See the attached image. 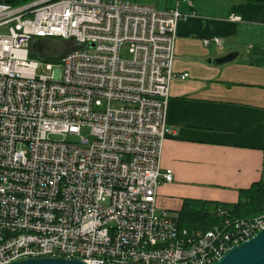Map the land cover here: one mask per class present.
<instances>
[{
	"label": "built area",
	"instance_id": "2783aa9c",
	"mask_svg": "<svg viewBox=\"0 0 264 264\" xmlns=\"http://www.w3.org/2000/svg\"><path fill=\"white\" fill-rule=\"evenodd\" d=\"M188 16L130 0H0V264H212L264 229L263 210L190 231L157 204L174 179L161 159ZM47 37L73 46L48 74L31 58Z\"/></svg>",
	"mask_w": 264,
	"mask_h": 264
},
{
	"label": "crops",
	"instance_id": "0c3cea01",
	"mask_svg": "<svg viewBox=\"0 0 264 264\" xmlns=\"http://www.w3.org/2000/svg\"><path fill=\"white\" fill-rule=\"evenodd\" d=\"M130 1L189 15L178 25L161 159L174 179L161 182L158 206L179 218L187 203L238 202L264 183V0Z\"/></svg>",
	"mask_w": 264,
	"mask_h": 264
},
{
	"label": "trees",
	"instance_id": "16d2710c",
	"mask_svg": "<svg viewBox=\"0 0 264 264\" xmlns=\"http://www.w3.org/2000/svg\"><path fill=\"white\" fill-rule=\"evenodd\" d=\"M225 210L224 216L218 212ZM264 210V183H254L249 189L241 193L238 202L233 204L209 203L201 207H191L188 203L179 215V225L192 231H207L218 224L225 217L252 219Z\"/></svg>",
	"mask_w": 264,
	"mask_h": 264
},
{
	"label": "water",
	"instance_id": "95a60500",
	"mask_svg": "<svg viewBox=\"0 0 264 264\" xmlns=\"http://www.w3.org/2000/svg\"><path fill=\"white\" fill-rule=\"evenodd\" d=\"M236 52L210 59L217 64H223L234 60ZM9 264H88L78 258L63 257H33L14 261ZM114 264V263H104ZM212 264H264V229L258 231L249 240L229 248L224 255Z\"/></svg>",
	"mask_w": 264,
	"mask_h": 264
},
{
	"label": "rangeland",
	"instance_id": "374dc122",
	"mask_svg": "<svg viewBox=\"0 0 264 264\" xmlns=\"http://www.w3.org/2000/svg\"><path fill=\"white\" fill-rule=\"evenodd\" d=\"M36 40L40 41L37 46H33L34 54H31V58L38 59L42 62V67L38 69L39 73H50L46 69L47 63H53L56 68L60 69V67H58L60 66V56H62L65 52L73 48L72 43L70 41L58 37H47ZM88 51L92 52L93 50L91 48H88ZM121 56L123 58L132 57L127 47H124L122 49ZM123 105H125V103L119 101H113L111 103V106L113 108H119ZM103 107H107V104L105 103Z\"/></svg>",
	"mask_w": 264,
	"mask_h": 264
},
{
	"label": "bare ground",
	"instance_id": "6f19581e",
	"mask_svg": "<svg viewBox=\"0 0 264 264\" xmlns=\"http://www.w3.org/2000/svg\"><path fill=\"white\" fill-rule=\"evenodd\" d=\"M240 20V19H239ZM259 216V215H258ZM257 217V216H256ZM255 218V217H254ZM253 219V218H252ZM245 220H251V219H245ZM190 231H192V230H190ZM197 231H200V230H197ZM227 251V250H226ZM225 251V252H226ZM214 263V262H213ZM115 264V263H114Z\"/></svg>",
	"mask_w": 264,
	"mask_h": 264
}]
</instances>
